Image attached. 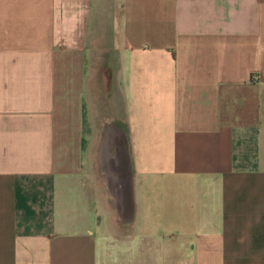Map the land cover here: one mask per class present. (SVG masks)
Wrapping results in <instances>:
<instances>
[{
    "label": "crops",
    "instance_id": "0c3cea01",
    "mask_svg": "<svg viewBox=\"0 0 264 264\" xmlns=\"http://www.w3.org/2000/svg\"><path fill=\"white\" fill-rule=\"evenodd\" d=\"M0 264H264V0H0Z\"/></svg>",
    "mask_w": 264,
    "mask_h": 264
},
{
    "label": "water",
    "instance_id": "95a60500",
    "mask_svg": "<svg viewBox=\"0 0 264 264\" xmlns=\"http://www.w3.org/2000/svg\"><path fill=\"white\" fill-rule=\"evenodd\" d=\"M106 137H107V135L105 134V138H106ZM125 178H126V177H122V182H121L122 184H119L121 187L124 185L123 182H125ZM111 180H112V179H111ZM109 181H110V180H109ZM127 181H128V183H129V179H128ZM112 184H113V182H111V186H112V189H113L114 194H116L117 190H116V188H114L115 185H112ZM116 195H117V194H116ZM114 198H115V197H114ZM115 200H116V199H115ZM117 203H118V202H117Z\"/></svg>",
    "mask_w": 264,
    "mask_h": 264
}]
</instances>
